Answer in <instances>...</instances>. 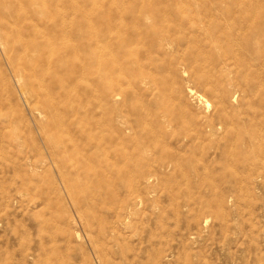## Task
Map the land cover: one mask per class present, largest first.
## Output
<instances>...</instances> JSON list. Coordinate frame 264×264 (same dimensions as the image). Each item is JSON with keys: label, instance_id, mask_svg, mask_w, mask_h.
<instances>
[{"label": "rangeland", "instance_id": "rangeland-1", "mask_svg": "<svg viewBox=\"0 0 264 264\" xmlns=\"http://www.w3.org/2000/svg\"><path fill=\"white\" fill-rule=\"evenodd\" d=\"M0 264H264V0H0Z\"/></svg>", "mask_w": 264, "mask_h": 264}, {"label": "bare ground", "instance_id": "bare-ground-1", "mask_svg": "<svg viewBox=\"0 0 264 264\" xmlns=\"http://www.w3.org/2000/svg\"><path fill=\"white\" fill-rule=\"evenodd\" d=\"M236 95V94H235ZM212 128V127H211Z\"/></svg>", "mask_w": 264, "mask_h": 264}]
</instances>
